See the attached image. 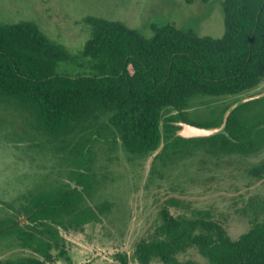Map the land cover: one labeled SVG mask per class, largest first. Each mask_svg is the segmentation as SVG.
Wrapping results in <instances>:
<instances>
[{
    "label": "trees",
    "instance_id": "16d2710c",
    "mask_svg": "<svg viewBox=\"0 0 264 264\" xmlns=\"http://www.w3.org/2000/svg\"><path fill=\"white\" fill-rule=\"evenodd\" d=\"M223 11L222 37L200 35L170 21L151 24L153 35L146 37L121 20L88 16L84 21L91 37L76 51L51 40L34 21L0 25V101L22 109L52 140L81 133L71 151L77 158L75 186L30 194L14 217L0 221V229L12 225L0 230V242L32 251L2 264H47L52 249L67 255L61 229L81 230L109 210L108 204L85 205L98 140H120L131 154H155V163L166 165L189 144L208 145L216 156L264 150V97L240 104L225 133L190 139L176 134L177 121L222 124L225 113L211 121L190 117L195 96L238 95L264 79V0H225ZM167 108L178 114L167 116ZM104 115L108 120L101 122ZM252 173L261 176L264 168ZM170 205L179 201L168 199L153 231L137 242L136 264H264V218L233 239L209 211L175 215ZM190 249L203 260L179 258Z\"/></svg>",
    "mask_w": 264,
    "mask_h": 264
},
{
    "label": "rangeland",
    "instance_id": "374dc122",
    "mask_svg": "<svg viewBox=\"0 0 264 264\" xmlns=\"http://www.w3.org/2000/svg\"><path fill=\"white\" fill-rule=\"evenodd\" d=\"M225 0H0V25L23 20L36 22L47 36L71 51L82 49L92 30L84 19L102 16L121 20L151 37V24L167 21L192 27L200 35L222 37L225 32ZM65 64L62 65V68ZM61 68V70H63ZM72 71H85L72 67ZM264 92V79L256 88L238 95L195 96L189 115L196 121H211L224 115L233 102ZM167 116L177 111L165 109ZM108 115L101 118L107 121ZM52 140L40 132L22 109L0 101V221L14 217L30 194L57 191L72 179L77 158L71 153L80 139ZM185 152L167 165L155 163V154L134 155L120 140H98L92 147V189L85 205H109L101 220L81 230L61 229L67 239V255L52 249L47 264H136L133 252L158 223L159 210L168 199L173 214L207 210L223 224L233 239L239 238L264 218V150L251 155L218 156L208 145L189 144ZM160 151V150H159ZM25 218V217H24ZM25 221V220H24ZM23 247L0 242V264L8 258L30 255ZM180 259L202 261L196 249Z\"/></svg>",
    "mask_w": 264,
    "mask_h": 264
},
{
    "label": "water",
    "instance_id": "95a60500",
    "mask_svg": "<svg viewBox=\"0 0 264 264\" xmlns=\"http://www.w3.org/2000/svg\"><path fill=\"white\" fill-rule=\"evenodd\" d=\"M264 97V92H261L256 95H251V96H245L236 102H234L225 112L224 115V120L221 125L219 126H211V127H205V126H200L196 125L193 123L185 122V121H177L175 122L176 125H178L180 128L177 130L176 134L177 136H181L183 138H206V137H212L221 133L226 132V126H227V121L231 113L240 105L247 103L249 101H254L259 98ZM21 220H25V218H22ZM10 226H7L3 229H8Z\"/></svg>",
    "mask_w": 264,
    "mask_h": 264
}]
</instances>
